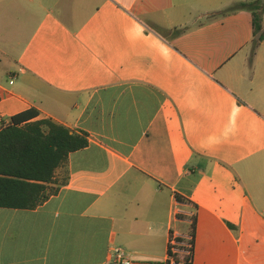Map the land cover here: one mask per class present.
Returning a JSON list of instances; mask_svg holds the SVG:
<instances>
[{"label": "crops", "instance_id": "0c3cea01", "mask_svg": "<svg viewBox=\"0 0 264 264\" xmlns=\"http://www.w3.org/2000/svg\"><path fill=\"white\" fill-rule=\"evenodd\" d=\"M256 1L0 0V129L36 109L89 140L47 202L0 208V264H174L194 217L193 264H240L264 228V38L252 55L250 10L223 13Z\"/></svg>", "mask_w": 264, "mask_h": 264}, {"label": "trees", "instance_id": "16d2710c", "mask_svg": "<svg viewBox=\"0 0 264 264\" xmlns=\"http://www.w3.org/2000/svg\"><path fill=\"white\" fill-rule=\"evenodd\" d=\"M247 8L251 12L254 36L261 30L263 3H240L223 14ZM264 38L253 41L252 55ZM39 112L30 109L14 115L0 129V208L36 209L59 192L57 171L64 168L70 154L89 144L88 134L77 133L52 119H39ZM178 201H183L177 196ZM190 254L186 260L193 264L196 218L192 222ZM233 229V227L231 226ZM182 243L183 239L179 238ZM174 264H181L169 249ZM167 264H171L168 262Z\"/></svg>", "mask_w": 264, "mask_h": 264}, {"label": "rangeland", "instance_id": "374dc122", "mask_svg": "<svg viewBox=\"0 0 264 264\" xmlns=\"http://www.w3.org/2000/svg\"><path fill=\"white\" fill-rule=\"evenodd\" d=\"M264 0H258L259 2L263 3ZM262 17H264V10L262 12ZM264 25V23H263ZM264 30V29H263ZM261 30V31H263ZM258 35V34H257ZM256 35V36H257ZM255 36V37H256ZM245 232L248 235L249 230L245 228ZM191 233H192V226L190 228V231L187 234V237L183 239L182 244L178 246V249L180 252H178V255L176 256L181 264H188L186 261L188 259V256L190 254V239H191ZM264 228H260L259 233V239H252L251 241L247 240V235L245 238H243L242 242V255L240 259V264H264ZM177 247V246H176Z\"/></svg>", "mask_w": 264, "mask_h": 264}, {"label": "built area", "instance_id": "2783aa9c", "mask_svg": "<svg viewBox=\"0 0 264 264\" xmlns=\"http://www.w3.org/2000/svg\"><path fill=\"white\" fill-rule=\"evenodd\" d=\"M177 244L173 243L171 246V252L172 254L176 255V253L178 252L176 248ZM173 249L175 251V253H173ZM114 255H115V261L116 264H132L131 261L129 259L126 258L125 254L123 253L122 249L120 248H116L114 250ZM174 259V257H172Z\"/></svg>", "mask_w": 264, "mask_h": 264}, {"label": "water", "instance_id": "95a60500", "mask_svg": "<svg viewBox=\"0 0 264 264\" xmlns=\"http://www.w3.org/2000/svg\"><path fill=\"white\" fill-rule=\"evenodd\" d=\"M263 5H264V1H263ZM263 33H264V30H263V31H260V32L258 33V35L255 37V40H256V41H259V40L261 39Z\"/></svg>", "mask_w": 264, "mask_h": 264}]
</instances>
